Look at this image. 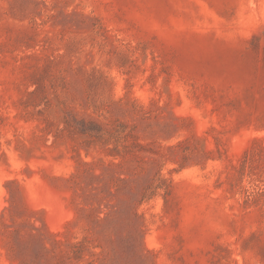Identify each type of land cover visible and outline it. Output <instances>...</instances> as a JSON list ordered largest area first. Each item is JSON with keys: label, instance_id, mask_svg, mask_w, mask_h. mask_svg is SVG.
<instances>
[{"label": "rangeland", "instance_id": "374dc122", "mask_svg": "<svg viewBox=\"0 0 264 264\" xmlns=\"http://www.w3.org/2000/svg\"><path fill=\"white\" fill-rule=\"evenodd\" d=\"M0 264H264V0H0Z\"/></svg>", "mask_w": 264, "mask_h": 264}]
</instances>
